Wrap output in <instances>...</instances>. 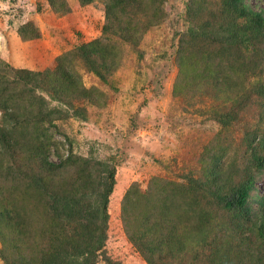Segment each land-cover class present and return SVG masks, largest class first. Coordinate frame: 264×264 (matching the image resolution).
I'll use <instances>...</instances> for the list:
<instances>
[{
  "label": "trees",
  "instance_id": "trees-1",
  "mask_svg": "<svg viewBox=\"0 0 264 264\" xmlns=\"http://www.w3.org/2000/svg\"><path fill=\"white\" fill-rule=\"evenodd\" d=\"M251 1L190 0L186 7L190 28L179 52L191 61L211 64L201 84L226 82L223 109L212 112L223 128L239 123L238 115L255 99L259 111L264 108V0L254 5ZM50 3L57 7L55 0ZM104 4L102 37L57 57L54 69L11 66L12 79L0 72L4 264H112L107 242L118 165L76 157L72 151L65 154V143L51 131L59 132L57 120H86L85 103L95 104L102 97L97 88L83 85L77 63L107 81L121 65L119 42L136 45L140 40V18L133 15L134 9L142 15L151 9L146 0ZM20 31V38L29 41ZM239 81L250 85L238 90ZM9 85L11 95H6ZM30 126L34 133L20 130ZM243 143L249 169L239 175L232 158L226 157V147L213 149L202 176L189 174L171 189L166 184L161 191L142 195V206L150 209L142 220L131 217L139 203L134 196L140 193L127 192L126 232L147 264H264V195L253 194L264 170V131L257 125L248 128Z\"/></svg>",
  "mask_w": 264,
  "mask_h": 264
},
{
  "label": "rangeland",
  "instance_id": "rangeland-1",
  "mask_svg": "<svg viewBox=\"0 0 264 264\" xmlns=\"http://www.w3.org/2000/svg\"><path fill=\"white\" fill-rule=\"evenodd\" d=\"M55 1L56 8L50 0H0V61L4 63L0 72L5 71L9 79L14 75L11 66L30 67L27 69L33 71L54 69L57 57L102 37L105 0H93L86 5L81 0ZM146 1L151 9L145 15L134 9L133 14L140 18V40L136 45L118 41L121 65L107 81L102 82L76 61L83 85L102 93L95 104L85 103L86 120H57L59 132L51 130L56 139L65 143V154L72 151L76 157L118 165L107 242L112 264H147L130 240L123 221L124 199L129 190L140 193L134 196L139 203L132 220H142L150 211L142 206V195L161 191L166 184L171 189L189 174L202 176L213 149L226 147V157L232 158L235 171L241 175L251 167L243 143L245 130L257 125L264 131V108L259 111L256 99L240 112L235 126L223 128L214 120L212 112L223 109L222 90L226 82L201 84L211 64L191 61L179 52L181 38L190 28L186 8L190 0ZM149 22L150 27L143 29ZM19 29L28 43L16 40L14 31ZM239 82L238 90L250 85L247 81ZM261 82L264 83V74ZM11 90L9 85L6 95H11ZM20 130L34 133L33 126ZM233 175L238 178L236 172ZM253 194L264 195V170L258 175ZM252 207L257 209V204ZM3 248L0 241V264H4Z\"/></svg>",
  "mask_w": 264,
  "mask_h": 264
},
{
  "label": "crops",
  "instance_id": "crops-1",
  "mask_svg": "<svg viewBox=\"0 0 264 264\" xmlns=\"http://www.w3.org/2000/svg\"><path fill=\"white\" fill-rule=\"evenodd\" d=\"M14 36H15V38H16V40H19V42L20 43H28L27 41H23L21 38H20V36H19V34H18V31L16 30V31H14ZM15 38H13V39H15ZM26 68H30V67H26Z\"/></svg>",
  "mask_w": 264,
  "mask_h": 264
}]
</instances>
